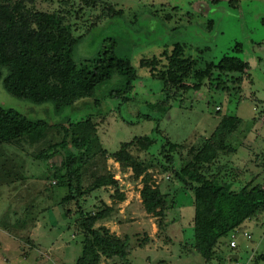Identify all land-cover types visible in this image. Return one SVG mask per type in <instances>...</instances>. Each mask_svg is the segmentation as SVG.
<instances>
[{
	"label": "rangeland",
	"instance_id": "obj_1",
	"mask_svg": "<svg viewBox=\"0 0 264 264\" xmlns=\"http://www.w3.org/2000/svg\"><path fill=\"white\" fill-rule=\"evenodd\" d=\"M1 1L15 4L19 0ZM24 2L31 11L29 14L44 12L45 21L52 28L69 29L74 38H80L74 50L77 62L114 45L119 55L131 59L138 76L131 90L124 93L125 101L112 97L106 87L96 96L101 105L85 99L58 115L52 103L35 104L21 99L8 92L0 79L3 106L17 108L32 118H46L52 124L40 138L25 137L0 144V264H77L84 236L78 221V203L67 204L72 213H66L61 200L67 189L59 186L55 169L60 166L64 152L61 150L48 159L39 155L46 149L53 150V145L63 139L67 117L75 120L89 114L94 116L102 148L111 155L98 156L99 171H109L119 183L118 187H101L86 199V204L81 202L92 210L105 204L113 206V215L95 226H106L122 238L128 235L132 263L235 264L231 254L236 250L243 261L264 264V221L244 222L234 249L229 245L231 235L220 239L210 262L189 253L184 246L195 238V197L173 175L174 168L193 159V150L204 144L226 114H238L242 119H232L225 139L235 152L222 154L219 163L224 169L226 164L230 171L240 167L252 170L258 173L257 180L263 182L264 0ZM111 7L113 11H109ZM176 42L186 43V53L193 61L191 82L200 64L218 61L226 52L246 59L251 76L243 75L240 90L231 87L233 80L227 81L229 89H216L205 78L199 90L177 89L175 93L173 87V94L169 95L158 76L170 63ZM236 44L242 49H232ZM120 84L115 77L108 88ZM144 136L153 140L149 149L142 145L147 142ZM140 138L143 141L139 143ZM131 140L135 146L132 153L145 167L140 175L113 156L123 143ZM144 176L166 194L169 224L165 231L158 230L156 215L148 212L142 201ZM88 183L84 181L85 186ZM121 193L125 195L123 200ZM245 231L252 237L247 238ZM151 238L154 245L148 250L146 243ZM99 264L127 262L102 255Z\"/></svg>",
	"mask_w": 264,
	"mask_h": 264
},
{
	"label": "trees",
	"instance_id": "obj_2",
	"mask_svg": "<svg viewBox=\"0 0 264 264\" xmlns=\"http://www.w3.org/2000/svg\"><path fill=\"white\" fill-rule=\"evenodd\" d=\"M24 1L5 4L0 0V79L8 92L35 104L50 102L57 115L62 114L66 107H73L85 99H93L101 105L96 96L106 87L111 90L112 97L126 100L125 94L131 90L138 76L129 57L119 55L112 45L77 62L74 50L80 38H74L69 29L52 28L45 21L44 12L29 14L31 11ZM113 10V7L109 8V11ZM233 48L242 49L239 44ZM192 65L193 61L186 53V43L176 42L170 63L158 76L169 95L173 94V87H176V90L173 89L175 93L177 89L183 92L199 90L205 78H209L211 86L216 89H229L227 81L233 80L231 87L240 90L242 75L249 68L246 59L226 52L218 61L208 60L205 66L200 64L194 70L195 78L191 82ZM115 77L121 84L108 88ZM235 117L225 116L204 144L193 150V159L180 168H174L173 172L174 178L192 191L195 197V238L187 241L184 248L209 262L220 239L228 238L233 231L243 230V223L247 220L257 223L264 221V179L259 182L258 173L252 170L240 167L230 171L226 164L224 169L219 163L222 154L235 152V148L227 146L225 140L230 129L228 125ZM67 119L63 139L53 145V150L46 149L39 156L48 159L61 150L64 152L60 166L55 169L59 186L67 189L61 200L66 213H72V208L66 207L67 204L73 201L78 203V221L84 236L77 264H99L102 255L107 258L120 257L127 264H134L129 259L132 246L128 235L122 238L106 226H95L96 222L109 217L113 206L105 204L96 210L86 209V199L96 190L108 185L118 187L119 183L112 173L100 172L97 166L98 156L111 155L102 148L94 116L89 114L75 120ZM51 126L46 118H32L17 108L5 107L0 103V144L25 137L40 138ZM144 137L147 142L141 144L149 149L153 140L150 136ZM140 140L143 141V138L139 139V143ZM134 147L133 140L125 142L113 156L121 163L132 166L135 173L140 175L145 167L132 153ZM169 159L174 160L172 156ZM85 180L89 181L87 186L84 185ZM143 180L141 196L144 206L148 212L156 215L158 230L165 231L169 224L166 194L158 186L150 184L145 176ZM120 198L123 200L125 195L121 193ZM236 253V250L232 251L231 257L234 258Z\"/></svg>",
	"mask_w": 264,
	"mask_h": 264
},
{
	"label": "built area",
	"instance_id": "obj_3",
	"mask_svg": "<svg viewBox=\"0 0 264 264\" xmlns=\"http://www.w3.org/2000/svg\"><path fill=\"white\" fill-rule=\"evenodd\" d=\"M237 233H238L237 231H233L231 233L230 248H236L238 246L237 240H236ZM244 235H246L247 238H251L252 237V235L249 232H247V231L244 232ZM235 255H238V257L235 258V264H249L248 261H243L242 259H240L239 254L236 253Z\"/></svg>",
	"mask_w": 264,
	"mask_h": 264
},
{
	"label": "crops",
	"instance_id": "obj_4",
	"mask_svg": "<svg viewBox=\"0 0 264 264\" xmlns=\"http://www.w3.org/2000/svg\"><path fill=\"white\" fill-rule=\"evenodd\" d=\"M243 75H246L247 77H250L251 76V73H250V63H249V68L243 73ZM243 75H242V81H241V83L243 82ZM241 87H242V84H241ZM257 107L255 106L254 107V109H256ZM227 116L228 115H230V116H236V117H238V118H240V119H242L241 118V116L240 115H238V114H226ZM256 117H257V114L254 116V120H256ZM110 205V204H109ZM112 206V205H111ZM115 211V209L113 208L112 209V211H111V213H110V217L113 215V212ZM118 211H120V209L118 210ZM147 244V246L150 248V249H148V250H151V247H152V245H154V241H153V239L151 238V239H149V241L146 243ZM145 244V245H146ZM147 248V247H146ZM161 263L162 262H164V260L163 259H161V260H159ZM149 263H152L151 262V260L149 261Z\"/></svg>",
	"mask_w": 264,
	"mask_h": 264
},
{
	"label": "water",
	"instance_id": "obj_5",
	"mask_svg": "<svg viewBox=\"0 0 264 264\" xmlns=\"http://www.w3.org/2000/svg\"><path fill=\"white\" fill-rule=\"evenodd\" d=\"M238 257V255H234V258H237Z\"/></svg>",
	"mask_w": 264,
	"mask_h": 264
}]
</instances>
